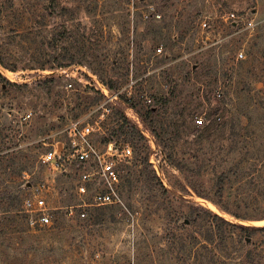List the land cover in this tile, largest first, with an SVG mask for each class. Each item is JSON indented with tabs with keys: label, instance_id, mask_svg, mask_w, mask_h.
Returning a JSON list of instances; mask_svg holds the SVG:
<instances>
[{
	"label": "rangeland",
	"instance_id": "obj_1",
	"mask_svg": "<svg viewBox=\"0 0 264 264\" xmlns=\"http://www.w3.org/2000/svg\"><path fill=\"white\" fill-rule=\"evenodd\" d=\"M0 61V179L52 218L31 227L0 200V264H197L182 226L199 208L264 226L215 205L264 209V0H0ZM77 119L132 154L118 202L84 219L73 167L41 162ZM238 244L221 264H264V233Z\"/></svg>",
	"mask_w": 264,
	"mask_h": 264
},
{
	"label": "built area",
	"instance_id": "obj_2",
	"mask_svg": "<svg viewBox=\"0 0 264 264\" xmlns=\"http://www.w3.org/2000/svg\"><path fill=\"white\" fill-rule=\"evenodd\" d=\"M224 22L233 27L240 25V21L234 13L227 14ZM244 30L253 29L252 20L242 22ZM202 27H207L206 23ZM157 53L161 49L156 50ZM236 59H242L243 54L238 52ZM71 87V85H69ZM100 91L111 101L108 88L102 86ZM151 103V100H147ZM198 125H203L202 119H197ZM93 129L83 123L82 119L68 122L59 132L65 142L61 151L52 150L41 156L42 164H49L52 168L63 167L66 163L73 167L74 185L73 193L76 204L69 208V213L76 211L78 218L84 219L91 209L107 207L116 204L119 200L118 190L122 184L119 167L128 163L131 157V149L128 145L122 148L115 144H107L101 151L93 142ZM22 212L26 216L31 227L41 228L52 224L51 210L46 200L40 196L27 197L22 202Z\"/></svg>",
	"mask_w": 264,
	"mask_h": 264
},
{
	"label": "trees",
	"instance_id": "obj_3",
	"mask_svg": "<svg viewBox=\"0 0 264 264\" xmlns=\"http://www.w3.org/2000/svg\"><path fill=\"white\" fill-rule=\"evenodd\" d=\"M230 27H233L232 24H229ZM2 66V62L0 61ZM208 130V128H207ZM10 155H3L0 157V165L3 159ZM3 166V164H2ZM8 180L0 179V200L5 201L8 203L7 209L12 211L15 210L16 213L14 217L16 219H22L25 221L26 216L22 212V202L23 197L21 194V190L17 189L19 185L17 182L11 181V185L14 186L13 190L15 195H12V191L4 190L7 185ZM18 184V185H17ZM217 208L232 216L237 220H252V221H263L264 220V209L260 211L258 217L253 219H245L238 216V214H233L228 210L226 206H221L219 204H215ZM200 213L197 214L198 216L186 217L184 220L186 221V225L182 226L184 231V236L182 240H200L199 242V249L201 250L199 253L195 254V260L197 264H221L220 256L216 255L218 252L224 253V255L230 252H237L242 250L245 244H238L237 243H244L245 240L250 239L251 234L253 233H264V226L263 227H254V226H244L241 224H234L229 221H226L222 217L213 214L212 212L204 209L199 208ZM194 226L197 231L188 230V227ZM193 234L196 237H193ZM214 251V252H213ZM249 253V252H248ZM250 254V253H249ZM229 255V254H228ZM226 258V257H225ZM225 264V262H222Z\"/></svg>",
	"mask_w": 264,
	"mask_h": 264
}]
</instances>
